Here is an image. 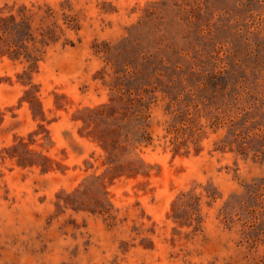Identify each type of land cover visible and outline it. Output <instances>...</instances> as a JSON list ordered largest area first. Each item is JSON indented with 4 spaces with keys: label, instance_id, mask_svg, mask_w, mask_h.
Returning <instances> with one entry per match:
<instances>
[{
    "label": "rangeland",
    "instance_id": "obj_1",
    "mask_svg": "<svg viewBox=\"0 0 264 264\" xmlns=\"http://www.w3.org/2000/svg\"><path fill=\"white\" fill-rule=\"evenodd\" d=\"M0 264H264V0H0Z\"/></svg>",
    "mask_w": 264,
    "mask_h": 264
}]
</instances>
